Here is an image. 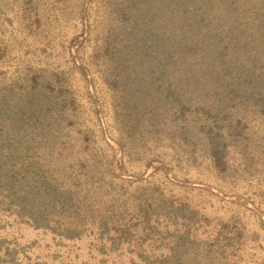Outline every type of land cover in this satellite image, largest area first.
Segmentation results:
<instances>
[{
    "label": "trees",
    "instance_id": "1",
    "mask_svg": "<svg viewBox=\"0 0 264 264\" xmlns=\"http://www.w3.org/2000/svg\"><path fill=\"white\" fill-rule=\"evenodd\" d=\"M12 1L33 38L40 6L67 2ZM100 1L89 57L110 93V126L97 84L96 119L85 125L63 69L31 63L0 79V264H236L248 235L237 217H211L156 181L135 182L158 173L179 182L158 153L166 147L190 164L206 158L222 181L257 172L264 0ZM73 2L81 30L64 46L91 77L81 52L93 0ZM125 157L142 169L127 174Z\"/></svg>",
    "mask_w": 264,
    "mask_h": 264
},
{
    "label": "rangeland",
    "instance_id": "2",
    "mask_svg": "<svg viewBox=\"0 0 264 264\" xmlns=\"http://www.w3.org/2000/svg\"><path fill=\"white\" fill-rule=\"evenodd\" d=\"M101 4L100 0H93L89 8L91 39L85 43V50L81 54L91 77L84 78L79 73L76 63L68 58L69 50L65 47L81 30L73 0H67L64 8L55 11L50 5L47 8L45 4L41 5L39 18L43 25L40 34L35 38L18 25L21 21L19 16L24 13L20 10L19 4L12 0H0V45L2 49L3 45L6 46V55L0 59V79L15 78L19 69L31 63L63 69L78 98L83 118L87 119L85 125H90V120L96 119L89 98L96 91L97 84L99 91L96 95L103 103L101 113L105 123L110 126L112 123L110 93L105 91L101 83L99 65L93 63L89 57L94 44L98 42L97 34L104 23ZM67 6H73L74 11H71L70 7L66 8ZM33 48L35 54L28 51ZM109 129L115 135L114 131ZM254 129L259 137H263L264 123H255ZM98 134V131L94 134L96 145L104 147L105 143L101 142ZM262 142L264 138L261 139V144ZM158 153H165V159L172 165L179 182L158 173L135 184L156 181L166 194H173L178 199L187 201L211 217L219 216L225 219L237 217L248 235L236 264H260L264 260V154L256 159L259 166L256 168L257 172L250 175L249 180L243 176L242 179L230 183L222 181L216 175L206 158H199L190 164L174 157L167 147L159 149ZM123 162L127 174L131 175L142 169L137 167L138 163L135 160L127 157Z\"/></svg>",
    "mask_w": 264,
    "mask_h": 264
}]
</instances>
